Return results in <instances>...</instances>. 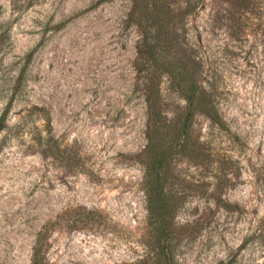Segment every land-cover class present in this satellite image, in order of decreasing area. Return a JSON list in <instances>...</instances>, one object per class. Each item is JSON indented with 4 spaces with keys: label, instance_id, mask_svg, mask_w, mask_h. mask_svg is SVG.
<instances>
[{
    "label": "rangeland",
    "instance_id": "obj_1",
    "mask_svg": "<svg viewBox=\"0 0 264 264\" xmlns=\"http://www.w3.org/2000/svg\"><path fill=\"white\" fill-rule=\"evenodd\" d=\"M186 2L181 34L223 124L196 112L165 171L164 264H264V0ZM132 8L0 0V264H31L42 232V264L157 263ZM161 83L168 121L184 119Z\"/></svg>",
    "mask_w": 264,
    "mask_h": 264
},
{
    "label": "trees",
    "instance_id": "obj_2",
    "mask_svg": "<svg viewBox=\"0 0 264 264\" xmlns=\"http://www.w3.org/2000/svg\"><path fill=\"white\" fill-rule=\"evenodd\" d=\"M192 12L191 2L183 6L182 0H133L130 14L141 34L138 72L142 78L150 119L145 164L148 210L151 220H154L158 249L156 264H164V259H168L173 242L167 223L171 207L165 194L164 181L173 154L188 149V132L196 112H201L215 124H223L212 96L200 84V60L191 53L196 51L181 34V26ZM164 76L168 77L170 87L186 101L184 119L169 122L164 113L165 102L161 91V78ZM5 115L1 118L0 131L4 128ZM259 230L260 233L264 232V220ZM44 231L47 232L48 227ZM255 235L246 240L242 248ZM43 239L42 232L35 244L31 264H42L40 254Z\"/></svg>",
    "mask_w": 264,
    "mask_h": 264
}]
</instances>
